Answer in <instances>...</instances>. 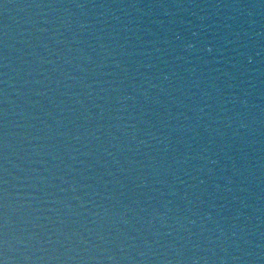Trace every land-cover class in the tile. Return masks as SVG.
I'll return each instance as SVG.
<instances>
[{
	"label": "water",
	"instance_id": "1",
	"mask_svg": "<svg viewBox=\"0 0 264 264\" xmlns=\"http://www.w3.org/2000/svg\"><path fill=\"white\" fill-rule=\"evenodd\" d=\"M0 264H264V163L0 0Z\"/></svg>",
	"mask_w": 264,
	"mask_h": 264
}]
</instances>
